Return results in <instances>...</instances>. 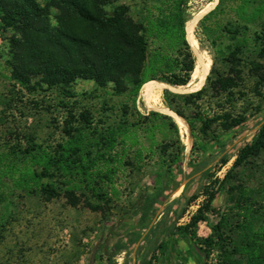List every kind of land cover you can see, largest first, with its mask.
Segmentation results:
<instances>
[{
	"label": "trees",
	"instance_id": "trees-1",
	"mask_svg": "<svg viewBox=\"0 0 264 264\" xmlns=\"http://www.w3.org/2000/svg\"><path fill=\"white\" fill-rule=\"evenodd\" d=\"M116 1L46 0L40 6L36 0H0V28L15 32L10 40L12 81L30 91L29 84L38 79L48 89H59L64 99L76 98L69 89L77 80L92 81L100 88L112 85L116 95L126 94L132 104V109L125 104L107 124L96 121L84 108L75 111L69 110L67 103L58 105L67 114L62 126L64 140L44 147L31 138L26 148L0 154V164L4 166L1 178L15 174V188L39 193L45 199L63 195L70 206L78 205L79 197L89 194L84 205L101 211V202L108 201L109 191L117 194L115 181L124 169L139 171L150 165L155 176L152 191L143 190L127 212L140 213L173 182L174 172L184 159L185 145L172 117L158 112L141 115L135 108L136 98L150 81L175 88L186 86L196 65V51L185 29L188 0H155L153 6L140 12L137 21L129 15L127 6L112 8ZM253 1L258 7L247 15V6L254 2L241 0L234 11L236 22L249 23L264 13V0ZM225 15L220 0L197 26L211 47L228 41L213 58L205 84L203 81L190 93L165 92L170 95L166 97L168 110L184 120L188 137L190 132L191 155L199 154L204 159L197 170L209 161L219 169L225 167L226 158L217 162L206 158L210 149L225 148L223 136L243 127L261 111L258 106L254 113L247 114L235 105L246 96L245 69L257 85L264 86V34L255 33L250 39L243 35L245 26L232 21L224 24ZM51 16L55 25L49 21ZM245 52L255 53V58L248 60ZM261 153L264 124L237 152L223 178L209 173L208 184L188 200L190 205L203 198L189 223L179 230L189 233L204 264L209 253L203 246L212 249L216 241L224 244L226 264H264V218L248 204L249 191L237 174V169ZM220 188L227 197L225 210L241 211L240 220L234 225L229 223V214L219 213L215 207ZM209 215L219 218L214 226L210 225L213 235L199 238L195 234L197 225L209 224ZM233 233L238 235V241L232 242L226 236ZM227 239L232 244L229 250Z\"/></svg>",
	"mask_w": 264,
	"mask_h": 264
},
{
	"label": "rangeland",
	"instance_id": "rangeland-1",
	"mask_svg": "<svg viewBox=\"0 0 264 264\" xmlns=\"http://www.w3.org/2000/svg\"><path fill=\"white\" fill-rule=\"evenodd\" d=\"M36 2L40 6L46 4V0H36ZM219 2L220 0H188L187 3L188 21L186 25L191 18L203 13L193 25L194 38L187 35L195 45L196 56L192 52L195 59L198 50L203 55L204 61H210L208 74L213 58L219 50L224 49L228 41L224 40L215 48L211 47L197 26L202 17L214 10ZM250 2L254 3L247 6V15L252 14L258 7L257 2L253 0ZM155 3V0H117L111 6L112 8L127 6L129 15L137 21L140 12ZM240 4L241 0H222V6L227 14L222 17L223 23L232 21L234 24L238 23L239 26H245L246 31L243 35L250 39H253L255 33L263 32L264 34V13L254 17L249 23L236 22L234 11ZM50 14L53 16L55 13L51 11ZM52 16L49 21L55 25V19ZM14 36L13 30L0 28V67L2 68L0 70V154L10 153L14 148H26L31 138L44 147L63 141L62 126L67 114L65 109L58 107L62 103L69 104V110L79 111L84 108L92 114L96 121L102 120L105 124L114 120L119 109L125 104L132 109L127 95H116L112 85L100 88L92 81L77 80L69 89L76 98L64 99L59 89H48L45 85H40L38 79L32 80L29 84L30 91L27 87L16 84L11 80L9 68L11 63L10 40ZM244 57L253 60L255 53L245 52ZM247 74L248 71L245 69L243 90L246 96L237 101L235 106L239 111L246 110L247 114L254 113L258 106L261 107V111L249 118L243 127L223 136L225 148L212 147L210 149L206 158L215 160V162L220 158L228 160V164L221 169L217 167V164L209 161L206 166H201L197 170L204 159L199 154L191 155L192 137L189 135L191 137L190 150H186L185 147L184 159L177 168L181 169L182 166L186 168V179L189 181L184 190L188 200L199 194L201 188L208 184L207 175L209 173L214 174L215 178L222 179L231 167L237 152L251 141L264 124V86L257 85L256 80ZM203 81L192 88L187 87L188 84L177 88L169 85L163 87L158 94L157 106L168 110L166 91L169 94L190 93L198 89ZM151 82L154 81L146 83L136 98L135 108L141 115L156 112L146 97V89ZM3 170L4 166L0 164V264H101L103 259L101 250L104 249L110 226L137 203L142 191L148 188H142L143 180L151 176L153 172L150 165L143 166L139 171L136 168L127 167L116 178L117 194L109 191L108 201L103 199L101 202V211H92L83 203L86 200L85 197L90 198L89 194L80 196L78 205L70 206L63 195L45 199L39 193H27V191L15 188L12 179H15L17 175L9 174L6 178H1ZM237 174L243 187L249 191L248 204L251 205L253 212L264 218V153L251 159L244 167L237 169ZM226 201L224 189L220 188L215 202L219 208L217 212L229 214V223L234 225L240 220L241 211L235 210L228 213L227 209L225 210ZM94 203L96 204V201ZM218 219L216 215H209V224L214 226ZM207 234L199 238L211 237L212 228ZM226 236L232 242L238 241L237 234H226ZM228 241L227 239L225 243L229 244L226 246L227 250L232 246L231 242L227 243ZM223 245L216 241L212 249L203 246V250L209 253L206 259L207 264H226L222 253L225 248Z\"/></svg>",
	"mask_w": 264,
	"mask_h": 264
},
{
	"label": "crops",
	"instance_id": "crops-1",
	"mask_svg": "<svg viewBox=\"0 0 264 264\" xmlns=\"http://www.w3.org/2000/svg\"><path fill=\"white\" fill-rule=\"evenodd\" d=\"M186 174L185 166L177 169L173 182L147 210L125 213L110 226L101 250V264H204L189 233L179 230L189 223L203 200L199 197L187 205L184 188L189 179ZM142 184V188L148 187L151 192L155 176L146 177ZM209 232L210 224L198 223L197 237L207 236Z\"/></svg>",
	"mask_w": 264,
	"mask_h": 264
},
{
	"label": "bare ground",
	"instance_id": "bare-ground-1",
	"mask_svg": "<svg viewBox=\"0 0 264 264\" xmlns=\"http://www.w3.org/2000/svg\"><path fill=\"white\" fill-rule=\"evenodd\" d=\"M202 15H203V13H199L196 16H194L193 18H191L185 27L187 34L191 38H194V36H193V25L197 21V19ZM197 52L198 53H197V58H196V60H197L196 65H195L194 70L192 72L191 80L188 82V86H187L189 88H192V87L200 84L209 71L210 61L209 60L204 61L203 55L200 54L198 50H197ZM166 86H168V85L161 83V82H157V81L151 82L150 85L146 89L147 100L151 103V107L153 110H155L158 113L165 114V115H168V116L173 118V120L176 122V124L179 128V131H180L179 133L181 135L180 137L182 138L183 144L185 145L186 150H188L189 149V144H188L189 138L187 137L188 128H187L184 120L175 116L173 113L169 112L167 109L157 106V102H159L158 101V94L161 91V89H163V87H166ZM182 89H185V88H182ZM190 144H191V141H190Z\"/></svg>",
	"mask_w": 264,
	"mask_h": 264
},
{
	"label": "water",
	"instance_id": "water-1",
	"mask_svg": "<svg viewBox=\"0 0 264 264\" xmlns=\"http://www.w3.org/2000/svg\"><path fill=\"white\" fill-rule=\"evenodd\" d=\"M189 135H190V132H189ZM189 138H191V137L189 136Z\"/></svg>",
	"mask_w": 264,
	"mask_h": 264
}]
</instances>
